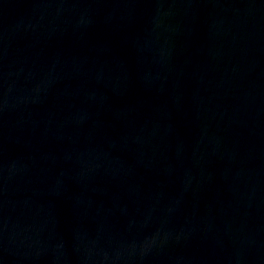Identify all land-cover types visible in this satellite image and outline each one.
<instances>
[{
	"label": "water",
	"instance_id": "water-1",
	"mask_svg": "<svg viewBox=\"0 0 264 264\" xmlns=\"http://www.w3.org/2000/svg\"><path fill=\"white\" fill-rule=\"evenodd\" d=\"M0 264H264V0H0Z\"/></svg>",
	"mask_w": 264,
	"mask_h": 264
}]
</instances>
